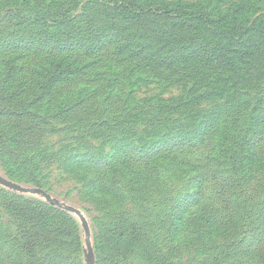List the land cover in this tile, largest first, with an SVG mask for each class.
I'll use <instances>...</instances> for the list:
<instances>
[{
	"label": "rangeland",
	"instance_id": "374dc122",
	"mask_svg": "<svg viewBox=\"0 0 264 264\" xmlns=\"http://www.w3.org/2000/svg\"><path fill=\"white\" fill-rule=\"evenodd\" d=\"M110 1L0 0V49L25 45L5 58L19 57L13 85L33 88L42 71L49 78L46 62L57 52L47 47L65 43L70 25L80 29L109 12ZM204 1L217 0H136L169 7ZM241 1L264 11V0ZM38 36L47 44L34 57L29 45L38 49ZM86 42L78 75L40 91L28 110L23 104L35 91L22 93L8 106L13 115L0 116V178L26 189L0 182V264H87V255L93 264H264V135L253 115L264 113V88L245 103L248 127L239 129V121L220 124L209 102L192 115L180 108L187 95L179 86L137 72L105 87L109 68L129 66L107 52L83 56ZM34 61L42 67L32 69ZM8 107L0 102V112ZM213 114V136L199 150L179 141L208 130ZM234 138L236 165L226 152ZM254 143L262 147L257 163ZM200 165L209 171L201 196Z\"/></svg>",
	"mask_w": 264,
	"mask_h": 264
},
{
	"label": "trees",
	"instance_id": "16d2710c",
	"mask_svg": "<svg viewBox=\"0 0 264 264\" xmlns=\"http://www.w3.org/2000/svg\"><path fill=\"white\" fill-rule=\"evenodd\" d=\"M105 6L110 8L109 12L103 11L100 17L89 20L80 29L70 25L71 30L65 34L68 35L65 43L49 49L47 47L50 53L57 52L46 62L53 66V70L49 72V78L43 71L39 72L43 83H37L33 88L22 81L13 85L15 74L21 71L16 62L19 57L5 59L13 50L24 48V43L19 47L10 45L0 49V67L6 70L4 79L0 80V102L11 107L10 103L13 101L21 102L22 93L35 91L31 100L23 104V108L28 110L33 102L40 99V91L44 90L43 94L49 93L56 82L78 75L83 68L77 64L80 54L78 49H82L87 41L88 47L83 56L107 52L114 60L129 66L128 69L114 66L109 68L105 87L112 89L117 86L119 79L137 72L135 76L143 74V77L161 80L165 86H179V91L187 95L180 108L183 107L192 115L201 111V104L209 102L212 108L221 112L220 124L229 123L233 126L239 121V129L248 127L244 121V107L248 108L245 103L251 102L257 92L264 88V11H258L255 1L217 0L198 4L179 3L173 7L164 3L154 7L137 3L136 0H112ZM33 22L44 27H60L65 24L54 20L34 19ZM36 39L39 41L38 49L29 45L34 57L44 53L47 44L45 38L40 39L38 36ZM38 66L39 62L34 61L31 68L35 70ZM8 108L0 112V116L13 115ZM189 108H194L193 112ZM224 109L230 111L225 113ZM253 115L254 119L260 118V132L263 136L264 113L256 110ZM215 116L212 115L213 120L209 123L205 121L208 130L192 133L190 139L182 137L179 141H192L199 150L213 136ZM238 139L240 138L231 139V146L226 150L231 152L232 165H236V157L241 154L235 148ZM241 149L244 150V147ZM261 153L262 147L254 143L251 155L256 157L252 160L253 163L261 159ZM221 166L222 164L216 163L213 169L219 170ZM199 168L203 172L198 191L201 196L209 171L205 165ZM218 182L225 189L224 193H231L224 187L225 180L219 179ZM247 183L245 180L244 185L238 188L243 190ZM227 206L230 207V204ZM26 248L30 249L31 246L28 244Z\"/></svg>",
	"mask_w": 264,
	"mask_h": 264
},
{
	"label": "water",
	"instance_id": "95a60500",
	"mask_svg": "<svg viewBox=\"0 0 264 264\" xmlns=\"http://www.w3.org/2000/svg\"><path fill=\"white\" fill-rule=\"evenodd\" d=\"M0 182L2 184L6 185L7 187H9L12 190H16V191H20V192H25L26 191V189H24L22 187H19V186L15 185V184L9 182L8 180L3 179V178H0ZM39 192H41V191H39ZM41 193L44 195L43 192H41ZM86 260H87V264H93L90 255L86 256Z\"/></svg>",
	"mask_w": 264,
	"mask_h": 264
}]
</instances>
